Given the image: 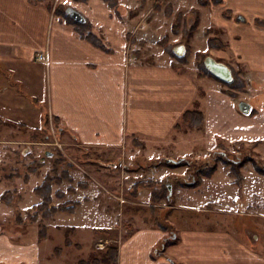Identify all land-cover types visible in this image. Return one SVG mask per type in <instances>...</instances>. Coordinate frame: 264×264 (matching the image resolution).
<instances>
[{
  "label": "crops",
  "instance_id": "1",
  "mask_svg": "<svg viewBox=\"0 0 264 264\" xmlns=\"http://www.w3.org/2000/svg\"><path fill=\"white\" fill-rule=\"evenodd\" d=\"M199 7L196 28L183 26L185 43L178 45L186 52L180 56L163 44L146 53L150 46L143 41L153 31L150 26L141 24L132 34L111 11L98 12L100 18L91 15L95 25L103 26L91 30L102 47L44 0H0V118L36 130L51 116L74 146L135 147L143 150V161L159 158L163 146L186 156L194 147L207 152L229 145L264 146V0H221L219 5L209 0ZM203 10L211 18L205 27ZM202 30L205 46L200 50ZM209 55L227 64L232 83L240 78L243 86L234 87L203 68ZM241 101L251 105L249 113L240 110ZM188 110L203 113L201 126L184 120ZM209 195L200 220H186L179 230L170 224L173 232L153 215L150 220L142 213L128 216L133 227L120 241L117 262L100 264H264V224L244 223L240 232L231 219L209 220L206 212L218 210L217 194ZM157 201L155 195L152 211L163 206ZM47 240L1 232L0 264H43ZM70 249L57 256L64 258Z\"/></svg>",
  "mask_w": 264,
  "mask_h": 264
},
{
  "label": "rangeland",
  "instance_id": "2",
  "mask_svg": "<svg viewBox=\"0 0 264 264\" xmlns=\"http://www.w3.org/2000/svg\"><path fill=\"white\" fill-rule=\"evenodd\" d=\"M44 1L87 34L98 25L102 31V24L95 25L91 15L95 13L100 18L102 15L98 12L103 11H111L121 25L127 24L132 34L141 24L150 26L153 31L143 41L150 46L146 53L155 49L154 44L166 42L174 51L175 46L185 43L183 26L185 29L193 27L200 4L209 2L111 0L116 1L111 7L110 0ZM214 2L219 5L221 0ZM69 7L81 11L87 20L74 21L67 13ZM202 13L204 27L209 26V12L203 10ZM203 32L197 39L200 50L205 46ZM170 34L176 39L175 43L169 44ZM62 134L60 124L51 116H46L36 130L0 118V233L28 241L48 238L43 248L47 261L43 264H78L79 260V264H86L94 259L100 263H115L120 241L133 227L128 216L142 213L150 220L153 215L168 232H173L171 225L179 230L186 220H200L211 197L209 194H217L215 207L219 210H208L209 220L231 219L239 223L240 232L244 223L264 224V146L229 145L207 152L194 147L187 156L176 152L173 155L174 150L163 146L156 151L159 158L143 161L141 149L136 152L135 147L74 146L66 141L70 137ZM48 151L52 155H47ZM241 161L246 162L242 167L238 164ZM166 168L175 171L167 172ZM213 169L216 170L207 176ZM233 169H240L243 175L242 190L232 174ZM193 181L188 192L183 196L178 194L182 186H189ZM45 184L51 185V191L43 188L41 195L37 189ZM138 192L142 195L137 201ZM155 195L163 206L152 211L153 206L149 204L155 201ZM138 202L144 205L139 207ZM232 203H235L233 214H229L227 209ZM166 204L170 205L164 206ZM106 212L112 219L108 220ZM66 247H71L66 256H57Z\"/></svg>",
  "mask_w": 264,
  "mask_h": 264
},
{
  "label": "trees",
  "instance_id": "3",
  "mask_svg": "<svg viewBox=\"0 0 264 264\" xmlns=\"http://www.w3.org/2000/svg\"><path fill=\"white\" fill-rule=\"evenodd\" d=\"M106 1H107V0H106ZM108 3H109V5L112 7V6H114V5L116 4V1L113 2V1L110 0V1H108ZM205 3H206V2H205ZM205 3H202V4H205ZM72 19H73V18H72ZM73 20H74V19H73ZM67 21H68V20H67ZM74 21H76V20H74ZM69 22H70V20H69ZM76 22H77V21H76ZM71 23L75 24L74 22H71ZM77 23H80V22H77ZM197 25H198V20H196L195 23L193 24L192 30H194V29L196 28ZM90 27H91V26H90ZM77 30L81 33L82 36H85V37H87L88 39H90L91 41H93L95 44L104 47L103 43L98 39V37H97L92 31H89V33L87 34V33H84V31H81V30L78 29V28H77ZM210 44H211L212 46H215V42H214L213 39L210 40ZM163 45L166 47V49H167L168 51L170 50V52H173V51H171V47H170V45H166V42H163ZM219 47L224 48L225 45H224L223 43H220ZM205 58H206V57H205ZM202 67L205 68V64H204V62H202ZM205 69H206V68H205ZM232 85H233L234 87H236V85L242 87V86H243V83H242L241 79L238 78V82H235L234 84L232 83ZM184 120H185L186 122L191 123L193 126H197V127H199V126H201V125L203 124V122H204V115H203V113L200 112V111L188 110V111L185 113V115H184ZM245 163H246V162H242V161H241V162H238V164H240V167H242L243 165H245ZM224 164L226 165L227 162H224ZM227 165H228V164H227ZM240 167H239V168H240ZM215 170H216V169L210 170L209 172H207L206 175H207V176H211L212 173H213ZM258 170H259V172L263 173V172L261 171L260 168H258ZM232 174L236 177V182L239 184V187L242 188V185H243V182H242V180H243V175H242L240 169H233V170H232ZM48 183H49V181L47 182V184H48ZM43 188L45 189V191H48V192L51 191V185H46V184H45V186L40 187V188L37 189L38 193L41 194V195H43V190H44ZM117 260H118V258L115 257L113 261L116 263ZM86 264H100V261L97 260V259H94L93 262H91V263H88V262H87Z\"/></svg>",
  "mask_w": 264,
  "mask_h": 264
},
{
  "label": "water",
  "instance_id": "4",
  "mask_svg": "<svg viewBox=\"0 0 264 264\" xmlns=\"http://www.w3.org/2000/svg\"><path fill=\"white\" fill-rule=\"evenodd\" d=\"M67 13L70 17L78 22H85L87 20L86 16L74 7H69ZM175 52L182 56L185 54V46L179 45L175 48ZM205 65L208 70L217 78L221 79L226 83H232L235 79L232 69L225 63L216 60L213 56L209 55L205 58ZM240 110L244 113H249L251 111V105L246 101H241L239 104ZM47 155H52L51 151L47 152ZM115 164H113L114 166ZM171 190V185H170Z\"/></svg>",
  "mask_w": 264,
  "mask_h": 264
}]
</instances>
